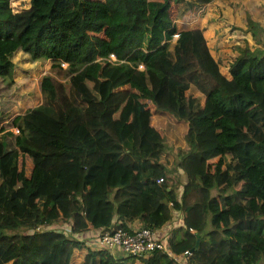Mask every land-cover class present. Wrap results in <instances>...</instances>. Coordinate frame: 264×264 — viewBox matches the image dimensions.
Listing matches in <instances>:
<instances>
[{
    "label": "trees",
    "instance_id": "trees-1",
    "mask_svg": "<svg viewBox=\"0 0 264 264\" xmlns=\"http://www.w3.org/2000/svg\"><path fill=\"white\" fill-rule=\"evenodd\" d=\"M209 1L0 0V78L48 60L39 103L0 126V264H179L79 237L170 221L165 249L196 243L182 264H264V26L245 17L224 74L175 23Z\"/></svg>",
    "mask_w": 264,
    "mask_h": 264
},
{
    "label": "rangeland",
    "instance_id": "rangeland-1",
    "mask_svg": "<svg viewBox=\"0 0 264 264\" xmlns=\"http://www.w3.org/2000/svg\"><path fill=\"white\" fill-rule=\"evenodd\" d=\"M20 0H13L12 2V7L15 8L16 4H18ZM242 1L245 0H210L208 4L210 5V10H212V14L209 15H204V17L207 19V23L214 24L216 26V31L215 34L212 37L206 38V43L208 45V48L211 50L213 53L215 50V46L211 48V41L213 38H217V46L216 50V55H218V60L220 62V70L222 73H225V61L228 62V59L231 58V56L234 54L235 48L234 46L236 45V39L238 38L236 35L239 33H235L234 30H240L241 28L244 27V22L243 19H245L246 16L250 17L255 16L257 20L260 22H264V0H259L260 4L257 2L255 3L256 0H251L252 6L249 8V11H245L242 14L241 17V22H243V27L239 26H231V25H225L224 23V17L222 15L221 9L223 5H229L230 6V11L231 15L234 16L235 14H239V11L241 10L240 7H238L239 4L242 3ZM233 6L231 7V5ZM242 5V4H241ZM200 7V6H199ZM199 7H195L199 8ZM68 8V5L66 6ZM205 12L209 13L208 11L204 10L202 14ZM64 13V9L61 11V9L55 8L54 10V16L55 17H60L62 19V15ZM185 14V13H184ZM184 16V15H183ZM177 21H182V19H176ZM205 21V20H204ZM179 25V22H177ZM259 23V22H258ZM73 25H77L78 21L72 22ZM71 27L70 33L65 32L63 34V37H61V41L64 42V44L67 47V40L80 42L81 39L77 38V31H75L73 26ZM230 30V31H229ZM232 33L231 38H227L226 35ZM240 35V34H239ZM77 38V40H75ZM229 39H231L229 41ZM229 42H226V41ZM250 40V39H249ZM174 44H175V39H174ZM221 44H224L221 46ZM80 45V44H79ZM171 43L168 46V51L165 54L164 57V62L163 66L165 67V70L167 71L166 67L174 68L173 64L175 61L174 55L171 52ZM80 50H75V48L68 49L69 53H74L76 51L79 55L83 51L81 45L79 46ZM82 49V50H81ZM63 50L66 51V48L63 47ZM226 55L227 57H223V55ZM78 57V55H76ZM13 60L17 65L16 69V77H13V80L9 81V79L6 78H0V126L7 128L9 121L13 118L15 115L22 114L25 112L27 109H30L34 106H36L39 101V78L40 76L46 71L47 65H48V60H44V62H41V60H38L35 63H28L27 60L23 58L22 54H15L13 56ZM158 62H155L157 64ZM138 67H141V65H138ZM19 69L25 70L28 73H20L19 76H17V73L19 72ZM168 70H170L168 68ZM14 132V131H13ZM181 181L183 180L182 178L180 179ZM180 187H178V190L176 191V194H179L180 192ZM213 193V191H212ZM177 198V195H176ZM104 231L103 229L98 231L101 232ZM93 237V236H92ZM91 237V238H92ZM118 250L116 252L117 255H120L121 252ZM123 255V254H122ZM121 261V260H119ZM118 261V262H119Z\"/></svg>",
    "mask_w": 264,
    "mask_h": 264
},
{
    "label": "crops",
    "instance_id": "crops-1",
    "mask_svg": "<svg viewBox=\"0 0 264 264\" xmlns=\"http://www.w3.org/2000/svg\"><path fill=\"white\" fill-rule=\"evenodd\" d=\"M251 0H245V1H242V5L239 4L238 7H240V11H239V14H235L234 16L231 15V9H230V6L228 5H223L222 9H221V12H222V15L224 17V24L225 25H231V26H239V27H243V22L245 23V19H243V22H241V17H242V14L244 13V10L246 11H249V8L252 6ZM254 1V0H253ZM233 2H235V0H233ZM259 3L260 4V1L259 0H256L255 3ZM231 5V4H230ZM210 5L207 3H205L204 5H201L199 8H196L195 11L193 12L195 17H193L191 20L188 18V19H182V21H177L175 20V23H176V26L178 28V30H183V29H202V33H203V36L204 38H208V37H212L214 34H215V31H216V26H214V24H210V23H207V19L204 17V15H209V14H212V10H210ZM233 6V4L231 5V7ZM206 10L208 11L209 13L205 12L204 14H202V12ZM242 13V14H241ZM184 18H186V15L183 16ZM250 18L256 22H259V24L261 26H264V22H260L259 20H257L255 18V16H250ZM205 20V21H204ZM179 22V25L178 23ZM230 31V30H229ZM235 33H239L237 34L236 36L238 37L236 39V44L238 43L239 41V38L240 37H243L244 35L241 34L240 31L238 30H234ZM232 36V33L226 35L227 38H231ZM217 38H213L212 41H211V48H215L214 52L212 53L211 50H210V53L211 55L214 57V55H216V52L218 50H216V47L219 46L217 45V42H216ZM231 39H229L230 41ZM228 40L226 42H229ZM170 43L172 44L171 45V52L173 53V46H174V40L170 41L169 44H167L166 46V52L168 51V46L170 45ZM207 44V43H206ZM224 44H221V46H223ZM208 46V45H207ZM223 57H227L225 54L223 55ZM214 58H218V55L215 56ZM228 61H230V59H228ZM155 62H158L159 64H156L155 65ZM153 64L159 68L160 70H162L163 72L167 73V75H169V73L165 70V67L163 66L162 64V61L160 59H155ZM168 69V68H167ZM226 72V70H225ZM225 74V73H224ZM175 224H178L177 222L174 223L172 221L162 225L160 228L156 229L153 231L154 233V236L160 240H163V238L166 236V234H168L169 230L170 229H173V226ZM137 224H133L131 227L134 229H137ZM99 229H96L95 231L92 230V231H89V232H85V233H82L80 234L79 237H85V236H88V238H85V241L86 243L91 246V247H94V248H98L96 246V243L94 244V238H91V235H93L94 233H96V231H98ZM96 246V247H95ZM259 264H262V263H259Z\"/></svg>",
    "mask_w": 264,
    "mask_h": 264
},
{
    "label": "built area",
    "instance_id": "built-area-1",
    "mask_svg": "<svg viewBox=\"0 0 264 264\" xmlns=\"http://www.w3.org/2000/svg\"><path fill=\"white\" fill-rule=\"evenodd\" d=\"M176 37L177 35H174L173 39ZM110 57L113 58L112 55ZM13 131L16 132L15 129ZM158 181H161V179L159 178ZM95 243L99 248L106 249L110 252L119 250L125 255L130 256H142L157 249L168 254L179 264H182L190 254V251H183L182 258L172 254L168 249L164 248L162 241L154 236L153 231L145 228L135 229L132 233H126L120 229L113 232L105 231L98 235Z\"/></svg>",
    "mask_w": 264,
    "mask_h": 264
},
{
    "label": "water",
    "instance_id": "water-1",
    "mask_svg": "<svg viewBox=\"0 0 264 264\" xmlns=\"http://www.w3.org/2000/svg\"><path fill=\"white\" fill-rule=\"evenodd\" d=\"M195 246H196V243H195V245H194V247H193V248H195ZM193 248H191V249H190V251H191V250H193Z\"/></svg>",
    "mask_w": 264,
    "mask_h": 264
}]
</instances>
